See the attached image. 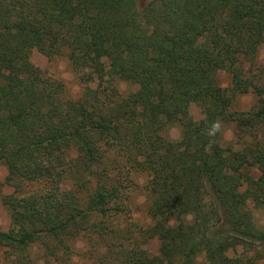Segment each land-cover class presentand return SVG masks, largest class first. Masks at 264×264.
Listing matches in <instances>:
<instances>
[{
  "label": "trees",
  "instance_id": "16d2710c",
  "mask_svg": "<svg viewBox=\"0 0 264 264\" xmlns=\"http://www.w3.org/2000/svg\"><path fill=\"white\" fill-rule=\"evenodd\" d=\"M262 45L264 0H150L141 9L136 0H0V164L8 184L26 189L8 204L22 232L0 229V258L12 254L15 264H70L73 256L82 264L264 258V228L248 221L245 193L232 189L224 168L226 159L234 163L253 206L264 207V85L256 109L228 112L233 94L253 84L245 66ZM33 49L65 54L77 73L99 71L97 59L104 58L106 84L72 97L63 82L28 66ZM219 70L230 74V91L217 83ZM116 79L140 89L121 94ZM191 104L200 108L198 121L185 114ZM216 120L233 123L232 146L221 145L222 130L206 135ZM174 125L177 140L162 134ZM132 170L147 174L155 257L140 242L145 234L121 219ZM66 179L70 186L62 189ZM76 239L82 251L70 244ZM238 243L251 254L228 258L226 248ZM34 246L41 255L31 261Z\"/></svg>",
  "mask_w": 264,
  "mask_h": 264
},
{
  "label": "rangeland",
  "instance_id": "374dc122",
  "mask_svg": "<svg viewBox=\"0 0 264 264\" xmlns=\"http://www.w3.org/2000/svg\"><path fill=\"white\" fill-rule=\"evenodd\" d=\"M148 1L150 0H136L137 8L141 9ZM97 61L100 67L99 71H93L88 74H85V71H79L77 73L71 67L65 54L54 53L50 50L39 51L33 49L30 52L27 64L30 68L37 69L45 76L60 80L63 82L68 95L72 97H78L85 87L101 90L105 86V76L102 75V72L107 68V63L104 58H98ZM245 69L253 79V84L247 92L233 94L231 104L228 107V112H234L238 110L248 111L257 108V90L260 86L264 85V74H262L264 71L263 45L258 50L255 62L251 65H246ZM215 78L221 87L230 91L231 77L229 73L219 70L217 71ZM114 84L121 94L136 93L137 90L140 89V85L137 83H131L125 80L116 79ZM185 114L188 118L194 121H198V119L201 117L200 108L195 104H191L189 107H187ZM227 118L230 119L228 116ZM221 130V145L232 146L235 139L233 134V123L229 122V120L228 122H224L222 124ZM162 134L169 139L177 140L180 138L179 126L174 125L172 127H168ZM234 146V150H237L238 152L242 151L241 146ZM224 166L226 172L230 175L231 181H229H234V187L232 189L236 192L245 193L246 209L249 211L248 221L256 227L264 228V207L253 206V203L250 200V195L246 192V183L242 178H239L234 171V163L226 159ZM246 168H248L246 171H248V173L254 177L259 174L256 167L248 166ZM6 175L7 171L5 166L0 164V229L11 234H19L22 232V227L17 221L10 217L8 213V204L22 196L26 189H19L8 184L5 181ZM146 178L147 174L145 172L137 170L131 171L130 179L132 180V189L130 190L129 198L126 201L128 210L126 216L121 219L122 221H132L136 228L145 234V236L140 238V242H142L143 247L147 249L148 253H150L152 257H155L158 252V234L153 232V229L151 228V219L147 213L149 201L145 192ZM69 186L70 181L68 179L63 180L61 188L67 189ZM70 244H72V247L76 251H82L85 247V244L81 239H76ZM250 254L251 251L247 250L246 247H244L241 243L235 244L233 247L230 246V248L228 247L225 250V255L230 259L239 258ZM28 255L31 261L32 259L36 260V258H39L41 255V251L34 246L33 248L31 247L29 249ZM14 257V255L8 253L4 260H6L7 264H15L13 262ZM4 260L0 258V264H2V261ZM83 261L84 259H81L78 256H73L72 260H70V264H82ZM30 264H32V262ZM155 264L160 263L155 262ZM256 264H264V258L258 259Z\"/></svg>",
  "mask_w": 264,
  "mask_h": 264
},
{
  "label": "clouds",
  "instance_id": "9594fccd",
  "mask_svg": "<svg viewBox=\"0 0 264 264\" xmlns=\"http://www.w3.org/2000/svg\"><path fill=\"white\" fill-rule=\"evenodd\" d=\"M222 122L219 120L213 121L206 130V135L209 137H215L221 132Z\"/></svg>",
  "mask_w": 264,
  "mask_h": 264
}]
</instances>
